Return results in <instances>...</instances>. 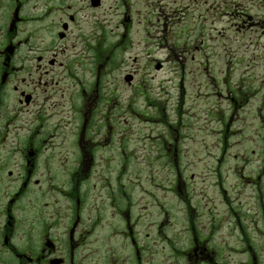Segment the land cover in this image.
<instances>
[{"label":"flooded vegetation","instance_id":"obj_1","mask_svg":"<svg viewBox=\"0 0 264 264\" xmlns=\"http://www.w3.org/2000/svg\"><path fill=\"white\" fill-rule=\"evenodd\" d=\"M140 3L0 0V264H162L171 246L173 264H264L239 222L217 242L208 205L180 193L171 205L151 199L150 186L162 184L135 165L144 157L118 154L111 74L131 58L138 65L124 81L133 75L128 85L141 90L159 70L147 42L125 56L141 28L148 36Z\"/></svg>","mask_w":264,"mask_h":264},{"label":"rangeland","instance_id":"obj_2","mask_svg":"<svg viewBox=\"0 0 264 264\" xmlns=\"http://www.w3.org/2000/svg\"><path fill=\"white\" fill-rule=\"evenodd\" d=\"M140 2L148 36L143 40L141 28L125 56H135L137 43L147 42L150 50L159 45L156 54L167 63L154 75L149 71L146 80L155 76L154 85L141 96L124 82L138 63L129 58L120 64L118 51V70L111 74L117 86L105 92L117 100L118 154L136 150L144 157L135 165L149 169L150 184H162L150 186L151 199L171 205L180 193L193 205H208L204 218L220 227L213 234L217 242L239 222L246 238L262 245L264 262V0H228L213 10L189 0ZM241 4L253 12L233 11ZM155 114L156 120L148 118ZM170 252L172 246L160 263L173 264ZM151 259L159 263L157 255Z\"/></svg>","mask_w":264,"mask_h":264}]
</instances>
